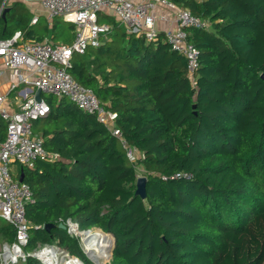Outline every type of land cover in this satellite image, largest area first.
Wrapping results in <instances>:
<instances>
[{"label": "trees", "instance_id": "16d2710c", "mask_svg": "<svg viewBox=\"0 0 264 264\" xmlns=\"http://www.w3.org/2000/svg\"><path fill=\"white\" fill-rule=\"evenodd\" d=\"M172 1L210 22L186 28L199 50L195 83L163 32L148 41L101 14L112 32L75 54L69 72L117 113L122 137L143 156L133 163L95 116L48 97L50 112L33 130L58 158L20 165L17 176L34 199L26 251L57 243L88 263L58 227L70 217L113 235L112 264H264V0ZM18 6L0 21L2 36L13 22L25 40L72 43L74 23L54 19L37 33ZM139 166L145 198L136 195ZM46 223L56 226L37 228ZM0 228L16 239L12 225Z\"/></svg>", "mask_w": 264, "mask_h": 264}, {"label": "built area", "instance_id": "2783aa9c", "mask_svg": "<svg viewBox=\"0 0 264 264\" xmlns=\"http://www.w3.org/2000/svg\"><path fill=\"white\" fill-rule=\"evenodd\" d=\"M10 1L0 0V21ZM41 3L49 20L63 18L75 24L74 39L69 45L54 43L48 39L25 40L21 30L8 37L0 36V59L19 78V82L13 83L12 87L27 83L43 93L67 98L82 111L95 116L97 121L120 138L127 157L136 163L143 153L122 137V132L116 125L117 113L104 107L94 91L79 83L69 72L73 56L86 54L91 46H100L103 38L112 32V24L100 22L101 14L114 16L116 23L123 26L128 34L144 36L148 41L155 40L159 30L155 25L156 15L153 10L157 3H162L175 12L178 23L177 29H167L164 32L165 39L173 50L186 58L189 76L195 83L199 50L188 41L186 28H209V20L193 15L190 10L178 6L172 0H41ZM37 21L36 15L31 22ZM4 99V96H0V116L6 121V136L0 141V217L15 228L16 239L3 244V262L0 264H17L20 259L27 262L29 257L36 258L42 264H85L82 258L71 254L57 243L38 244L30 251L25 250L31 228L26 217V205L34 199L30 185L15 177L10 165L18 163L31 169L38 160H54L58 158V154L50 153L44 146L43 138L33 130V123L50 112L46 99L43 97L42 100H37L36 95L25 94L19 110L14 112H9L2 105ZM59 223L65 224L67 233L78 241L83 251L88 252V236L93 233L92 229L82 227L70 217ZM44 226L45 224L37 225V228ZM44 250L51 252V259L45 260L39 255ZM7 252L15 254L16 260L7 261Z\"/></svg>", "mask_w": 264, "mask_h": 264}, {"label": "crops", "instance_id": "0c3cea01", "mask_svg": "<svg viewBox=\"0 0 264 264\" xmlns=\"http://www.w3.org/2000/svg\"><path fill=\"white\" fill-rule=\"evenodd\" d=\"M135 1H141V0H135ZM17 2L19 6L16 9H21L22 7H24L25 8L24 13L27 14L29 12L31 14L30 26L34 28V30L37 31V33H42L44 26L51 27L54 24V19L49 20L46 17V13L42 7L41 0H11L8 4V7L10 8L9 10H11V8ZM153 12L156 15L155 25L159 30V32L164 33L167 29L178 28L175 12L170 8H168L166 5L162 3H157ZM36 15L38 16V21L36 23H32L31 21L33 17ZM55 19H59V18H55ZM5 28H7L8 33L12 32V30L13 31L19 30L16 28V24L13 22L7 23L5 25ZM2 33L3 32L0 30L1 37H8V36H2L1 35ZM0 70L2 71V73L0 74V96H4L5 98L2 105L9 112L17 111L19 110L20 104L23 101L25 94H28L29 96L36 95L37 89L33 87L31 84H27V83L25 84L19 83L15 88H13L12 84L15 82H19V78L15 76L13 70L8 69L4 66L2 59H0ZM43 97L44 99H47L48 97H51V95L43 93ZM53 100L59 103V99H57L56 97H53ZM34 133L37 135L39 132L34 130ZM5 136H6V121L0 116V141ZM14 170L15 172L13 171V174L15 177H17L20 171V166L15 165ZM0 232H1V228H0ZM2 236L4 235L2 234Z\"/></svg>", "mask_w": 264, "mask_h": 264}, {"label": "bare ground", "instance_id": "6f19581e", "mask_svg": "<svg viewBox=\"0 0 264 264\" xmlns=\"http://www.w3.org/2000/svg\"><path fill=\"white\" fill-rule=\"evenodd\" d=\"M105 237L107 238V241H109L108 244L105 242ZM88 242H87V251L90 254L91 257H107L109 255V251L111 249V241L112 236L108 235L107 233L103 232L102 230L96 231L95 233H90L88 236ZM50 251H41L39 255L43 257L45 260H49L52 258V255H50ZM17 256L15 254H9L7 252L6 260L15 261ZM9 264V263H8ZM72 264H81V263H72Z\"/></svg>", "mask_w": 264, "mask_h": 264}, {"label": "rangeland", "instance_id": "374dc122", "mask_svg": "<svg viewBox=\"0 0 264 264\" xmlns=\"http://www.w3.org/2000/svg\"><path fill=\"white\" fill-rule=\"evenodd\" d=\"M45 94H47V93H45ZM15 165L20 166V164H18V163H12L10 165V168H11V171L12 172L13 171L15 172V170H14ZM136 171H137V176L138 177L143 176L144 172L142 171V169L140 168V166L137 167ZM5 224H7V222L2 217H0V227H2ZM99 230H101V229H99V228H93L92 229L93 233H95L96 231H99ZM109 235L112 236L111 234H109ZM2 238H3V241H2ZM104 240L106 241L105 242L106 244L109 243V241H107V238L106 237H105ZM5 242H7V240H6V238L4 236H2V234L0 232V262H3V258H2L1 252H2V246H3V244ZM110 247H111V249L109 251V255L107 257H102V258L101 257L93 258V257L90 256V254L88 252H85V250H84L83 252H84V254H85V256H86V258L88 260V263L85 262V264H112V249L114 247V238L113 237H112V241H111V246ZM26 263L27 262H25L22 259H20L17 264H26ZM40 263L42 264L41 261H40Z\"/></svg>", "mask_w": 264, "mask_h": 264}, {"label": "water", "instance_id": "95a60500", "mask_svg": "<svg viewBox=\"0 0 264 264\" xmlns=\"http://www.w3.org/2000/svg\"><path fill=\"white\" fill-rule=\"evenodd\" d=\"M9 7H7L4 12H3V15H2V19L3 20H6V14L7 12L9 11ZM263 78H264V75H262ZM43 98V92L39 89L37 90L36 92V99L37 100H42ZM20 181H23V174L21 175V177L19 178ZM146 180L147 178L145 176H140L138 177L137 179V182H136V195H140L142 198H145L146 197ZM56 224L54 223H46L45 226H44V229L46 231H50L53 227H55ZM58 227L65 230L66 229V226L65 224L63 223H59L58 224Z\"/></svg>", "mask_w": 264, "mask_h": 264}, {"label": "clouds", "instance_id": "9594fccd", "mask_svg": "<svg viewBox=\"0 0 264 264\" xmlns=\"http://www.w3.org/2000/svg\"><path fill=\"white\" fill-rule=\"evenodd\" d=\"M66 230V229H65ZM103 231V230H102ZM104 232V231H103ZM107 233V232H106ZM108 234H110V233H108ZM112 235V234H111ZM112 237H113V235H112ZM114 238V237H113ZM114 241H115V239H114Z\"/></svg>", "mask_w": 264, "mask_h": 264}]
</instances>
